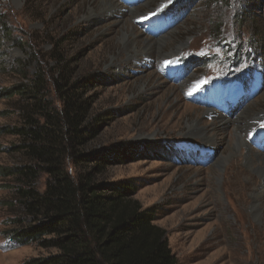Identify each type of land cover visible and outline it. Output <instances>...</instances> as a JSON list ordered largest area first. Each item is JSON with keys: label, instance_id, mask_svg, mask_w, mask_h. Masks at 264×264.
<instances>
[{"label": "rangeland", "instance_id": "obj_1", "mask_svg": "<svg viewBox=\"0 0 264 264\" xmlns=\"http://www.w3.org/2000/svg\"><path fill=\"white\" fill-rule=\"evenodd\" d=\"M107 1L119 6V15L134 9L141 15L124 26L102 9L103 0H0V130L19 121L14 100L2 94L34 75L37 61L52 82L57 64L49 40L66 38L63 57L74 78H101L88 94L93 115L111 119L88 148L111 147L115 154L134 144L133 159L124 158L100 179L138 185L136 199L143 209L155 207L156 224L180 264H264V212L261 219L249 212L252 190L242 188L238 153L247 150L237 146L238 133L220 126L223 145L215 150L188 135L189 126L214 129L207 111L238 117L250 107L258 119L248 123L257 128L243 139L264 154V0ZM132 31L154 48L162 37L171 41L148 59L144 38L134 44ZM181 60L191 67L183 71ZM237 78L243 85L210 89ZM49 98L59 105L51 89ZM15 144L16 138L0 135V166L18 165ZM8 185L0 180V264H22L51 251L18 246L6 235L14 217L3 205L11 201Z\"/></svg>", "mask_w": 264, "mask_h": 264}, {"label": "trees", "instance_id": "obj_2", "mask_svg": "<svg viewBox=\"0 0 264 264\" xmlns=\"http://www.w3.org/2000/svg\"><path fill=\"white\" fill-rule=\"evenodd\" d=\"M66 41L49 40L57 64L52 82L34 61L35 74L2 94L14 100L19 116L18 124L0 130L16 138L11 152L20 159L16 166H0L11 197L3 205L14 216L6 235L18 246L51 251L22 264H180L156 224L155 207L143 209L136 199L138 185L100 179L124 158L133 159L134 144L115 154L111 147L88 148L111 119L93 115L95 101L88 94L101 78H74L72 63L63 57ZM50 89L59 105L49 98Z\"/></svg>", "mask_w": 264, "mask_h": 264}, {"label": "bare ground", "instance_id": "obj_3", "mask_svg": "<svg viewBox=\"0 0 264 264\" xmlns=\"http://www.w3.org/2000/svg\"><path fill=\"white\" fill-rule=\"evenodd\" d=\"M122 6V5H121ZM124 7V6H123ZM102 9L111 15V17L117 19L122 25L125 26L128 20L132 18L138 17L140 11L134 9L133 12L130 11L128 13H122L119 15L118 10L120 9L119 6L113 1L103 0ZM126 19V20H125ZM134 44H137L138 36L144 38L142 33L133 34L131 33ZM125 38L130 40V35L128 32H124ZM135 36V37H134ZM171 41V37H162L158 42V47L154 48L148 41V39H143L145 44L146 50L143 52L146 54L148 59H151V55L155 51H161V49L167 45ZM137 51V50H136ZM178 54L177 52H173V56ZM171 56V55H170ZM170 56H165L163 60H168ZM177 56V55H176ZM175 56V57H176ZM174 58V57H173ZM189 81V80H188ZM186 81L183 84V88L188 86L191 82ZM198 81V80H197ZM255 101V100H254ZM250 107H247L244 111L237 115L238 117H227L224 114H218L212 111H207L206 116L214 120V129L212 131L205 130L204 128L195 126H189L188 135L190 137H198L201 138L202 141L209 144L212 149H217L220 145H223L221 138L217 136V133L220 129V126H227L231 127L234 132L238 133L236 137V144L238 147L247 150V153H242L241 150L238 152L240 153L241 160L244 161V169H240V176L242 180L245 182L242 188H249L251 189V196H250V204H249V212L255 218L261 219L264 212V154H261L253 149L251 144H249L245 139H243L244 134H249L253 128L255 127V123H248L249 119L257 120L258 117H253L251 115ZM246 135V136H247ZM248 137V136H247ZM234 151V150H233ZM236 173V172H235ZM233 174V177H236V174ZM254 177V178H253Z\"/></svg>", "mask_w": 264, "mask_h": 264}, {"label": "snow or ice", "instance_id": "obj_4", "mask_svg": "<svg viewBox=\"0 0 264 264\" xmlns=\"http://www.w3.org/2000/svg\"><path fill=\"white\" fill-rule=\"evenodd\" d=\"M168 3L171 4L172 3V0H168Z\"/></svg>", "mask_w": 264, "mask_h": 264}]
</instances>
